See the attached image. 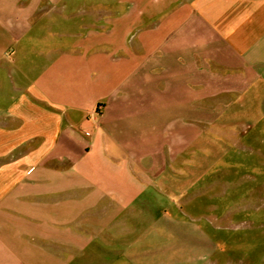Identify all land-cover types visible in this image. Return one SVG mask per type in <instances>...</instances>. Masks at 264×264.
<instances>
[{
	"label": "crops",
	"instance_id": "crops-1",
	"mask_svg": "<svg viewBox=\"0 0 264 264\" xmlns=\"http://www.w3.org/2000/svg\"><path fill=\"white\" fill-rule=\"evenodd\" d=\"M263 99L264 0H0V264H153L141 205Z\"/></svg>",
	"mask_w": 264,
	"mask_h": 264
},
{
	"label": "rangeland",
	"instance_id": "rangeland-1",
	"mask_svg": "<svg viewBox=\"0 0 264 264\" xmlns=\"http://www.w3.org/2000/svg\"><path fill=\"white\" fill-rule=\"evenodd\" d=\"M256 103L227 110L234 123L202 137L158 188L163 202L141 205L154 228L137 244L153 264H264V99Z\"/></svg>",
	"mask_w": 264,
	"mask_h": 264
},
{
	"label": "built area",
	"instance_id": "built-area-1",
	"mask_svg": "<svg viewBox=\"0 0 264 264\" xmlns=\"http://www.w3.org/2000/svg\"><path fill=\"white\" fill-rule=\"evenodd\" d=\"M100 108V106L97 107V110Z\"/></svg>",
	"mask_w": 264,
	"mask_h": 264
}]
</instances>
